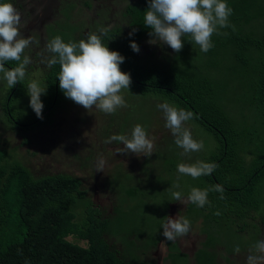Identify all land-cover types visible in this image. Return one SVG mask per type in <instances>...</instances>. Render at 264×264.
Returning a JSON list of instances; mask_svg holds the SVG:
<instances>
[{
  "label": "trees",
  "instance_id": "16d2710c",
  "mask_svg": "<svg viewBox=\"0 0 264 264\" xmlns=\"http://www.w3.org/2000/svg\"><path fill=\"white\" fill-rule=\"evenodd\" d=\"M11 1L0 0V3ZM120 1L122 0H112L117 7V13L124 19V24L120 23L119 26L111 28L105 26L102 30L107 31L101 38L110 51H116L125 58L120 70L130 74L131 84L129 90L121 91L126 90L125 93H128L130 98L141 99L138 105H141L140 109L158 111V104L167 103L178 110L191 111L194 114L193 119L185 122L184 127L189 126L193 130V126L199 125L212 133L219 142L213 154L202 161L214 163L217 167L210 175L200 177L204 181L200 187L201 190H206L219 185L223 192L210 190L207 196L209 203L203 208H209L210 202H213L215 206L221 207L218 216H228L231 213L230 207L240 205L243 207L240 217H251V211L257 213L262 207L257 193L260 192V181L264 180V147H259L252 153L255 163L246 166L244 159L240 157L241 151H237L240 146L238 131L220 106L218 79L223 75L221 64L224 66L229 59L248 65L252 58H256L258 80L252 88L256 93V105L261 108L264 116V0H225L232 14L228 18L229 26L218 28V32L212 35L214 46L207 53H203L191 37L186 35L182 37L184 49L179 53L173 51V54L164 53L168 48L164 49L160 42L155 45L148 42L152 39L149 36L151 29L144 25V16L149 0H127L128 4L124 10L120 9L123 7L119 5ZM124 26H129L130 33H133V29L135 32L131 36L130 33L122 34L119 27ZM95 34L101 35V32ZM88 35L81 32L75 41H69L67 36L62 40L65 43H78L80 40H86ZM131 42L139 46V53L131 49ZM191 46H195L206 60L196 67L189 56ZM38 47L42 48V53L46 51V45H38L35 49ZM47 53L48 56L53 55L48 51ZM37 56L38 54H33V58ZM40 61L42 59L37 58L36 65L39 67L40 64L39 68L48 85V99H41L44 106L42 119L36 116L25 123L20 120L19 111L12 110V101L21 96L20 88L24 85L21 81L18 82L17 88L15 85L8 92L9 97L14 92L11 101L8 99L2 102L1 107L6 114L7 123L0 122V264H146L148 260L144 256L147 255L149 247L142 249V244L139 245L140 238L134 235L136 230L141 231L144 227V219L140 218L136 208L140 195L137 188H132L136 184L140 187L146 175L132 177L137 179V183H130L128 190L124 184L121 186V191L127 192L126 199L129 201L125 205L129 208L118 204V197L114 203V211L110 212L109 207L103 206L100 201L93 202L88 197L90 189L85 187V181L80 176L61 173L36 176L25 160L18 158L17 149L8 151L2 148V136L6 130L18 132L24 138L22 146L30 144L31 140L26 137L29 136L27 134L46 125L48 120L52 121L54 110L65 99L59 87L60 65H43ZM10 62L14 63L15 67L18 66L17 62ZM7 63L5 62L6 65ZM148 97H152L150 100L157 99V103L147 104ZM138 107L126 111L127 116L123 120L119 111L111 114L110 123L102 132V149H99L106 163L114 164L112 160L123 155L116 153V149L119 146L124 147L116 142H104L108 139L107 134L111 133L110 127L114 128L116 124L120 126L115 135H131L137 124L144 129L146 126L148 128V122L136 115ZM28 110L33 112L30 106ZM167 130L166 128L165 131ZM146 132L151 134V131ZM172 139L170 131L155 138V146H165L169 150L166 157L160 154L163 173H167L168 168L175 170L173 165L179 163L182 158L186 159L180 151H174ZM86 158L87 162L91 160ZM143 159H140V162ZM144 161L147 162L146 166H152L149 157ZM95 173L97 178L101 174L97 171ZM116 180L119 181V177L112 175L108 182L113 185ZM98 181L103 182L101 179ZM112 187V191L117 188ZM165 222L164 220L159 223L161 232ZM257 223L262 226L263 234L254 237L262 239L264 222ZM247 226L248 222L243 224L242 228ZM70 237L86 242L87 246L70 241ZM128 237L130 243L126 247L120 239ZM138 245L139 247H136Z\"/></svg>",
  "mask_w": 264,
  "mask_h": 264
},
{
  "label": "rangeland",
  "instance_id": "374dc122",
  "mask_svg": "<svg viewBox=\"0 0 264 264\" xmlns=\"http://www.w3.org/2000/svg\"><path fill=\"white\" fill-rule=\"evenodd\" d=\"M79 1L83 2L82 6L85 7L84 1L87 0ZM74 9H76L77 15L73 16L72 12ZM120 9L124 10V7H121ZM85 10L87 9L85 8ZM82 13L83 11L79 10L75 4L63 9L61 11L62 17H58L54 23L48 24L47 36L50 41L56 36H60L61 39H65L64 37L67 36L70 38L69 41H75L78 36V31L83 26L84 20L77 18L82 16ZM66 14L67 17L64 19L63 15ZM108 21L119 22V18L117 14L114 13L112 17L108 18ZM21 25L25 27L23 22ZM97 25L98 22L94 23L93 26ZM64 27L67 29H63ZM20 30L21 36L29 38L28 36H24L22 27ZM32 37V43L23 53V56H28L30 58L31 63L26 66V76L24 80H22L24 85L20 88L21 96L12 101V110L14 112L19 111V118L25 123L30 122L32 118L36 117L34 111L30 112L28 110V106H30V97L27 93L28 84L32 81H36L41 88H46V92L41 95L40 99H48V85L43 78V72L39 68L41 66L38 64L39 67H35L37 58L40 60L42 59L40 62L43 65H48L47 62L50 57L48 56L47 49L44 51L45 55L42 53V48L38 47L35 52L38 56L33 58L31 48L39 45L40 41L36 42L39 40L38 35H33ZM160 44L163 45L164 49L168 48V51H164V53L173 54V50L170 47L162 42H160ZM43 45L45 44L43 43ZM184 47L185 46H183L182 49H184ZM189 56L195 67L206 61L204 55L196 49L195 46L190 47ZM7 64L12 68L15 67L14 63L10 61H8ZM8 65L5 67L6 69H8ZM27 67L30 68L29 74ZM221 68L223 69V75L218 79V81H220L218 91L220 106L224 110V115L233 121L239 136L238 142L240 146L237 148V151H241L240 157L244 159L245 165L250 166L252 162L255 163L254 155L252 153L256 152L259 147H264V116L261 108L256 105V93L254 88H252V85L254 86L258 80L256 75L258 61L256 58H252L250 63L245 65L244 63L240 64L231 58L226 64H224V66L221 64ZM11 89L12 88H9L6 81L3 79V73H0V122L3 123H7V121H5L6 114L1 108L2 102L8 99L11 101V95L14 93L12 92L9 97L8 92ZM125 92L126 90L121 91V95L126 101L127 107L116 110L120 112L119 114L122 116V120L127 116V114L125 115L126 111H130L135 106L138 107L139 102L141 101V99L138 100V98H130V95ZM62 95L65 96L63 92ZM150 98L152 97H148L149 100H147L146 103L155 105L157 99L153 98V100H150ZM66 99L67 98L65 97V99L54 110L51 117L52 121L48 120L46 125L35 130L33 133L27 134L29 136L26 137L31 140L30 144L22 146L24 138H22V136L16 131L12 132L6 130L5 135L2 136V148H6L8 151L17 149L19 154L18 158H23L36 176L60 173L80 176V178H83L85 181V187L90 189L88 197L93 202H99L98 200H100V202L106 207H109L110 204H114L119 197L118 204H122L128 209L129 206L127 207L125 205L126 202L129 201L126 199L127 192H122L121 188H116V192L112 191L114 187L110 184H106L104 190L108 188V191L112 192L105 193L101 191V193H99L100 195L97 196L99 198H95L96 196L93 191H98L100 185L103 184V182H99L98 179H108L114 175V173H120L121 176H119V181L116 180V184H124L126 190H128L130 183H137V179L134 180L132 177H135V175L138 177L141 172L147 173L142 184H139L140 187H138L137 184L132 187L135 190L136 188L138 189L140 196L136 208L140 218L144 219V227L141 231L136 230L134 235L135 237L140 238L139 245L140 243L142 244V249H147L150 246L153 247L164 238L162 235L163 231H160L161 228L159 227V223L164 221L168 206L172 204L171 207L183 208V206L186 205L182 204L181 201L175 200L172 193L180 192L182 199L186 200L193 188L201 190L200 185L201 183H204L203 178L199 177L193 179L190 176L179 174L177 170L178 164H194L197 161L202 162L203 159H206L213 154L216 146L219 144L217 138L199 125L197 127L193 126V130L187 126L186 128L190 130L192 138L197 142L202 141L204 147L198 152H192L185 155L187 160L182 158L179 163L173 165L176 167L175 170L168 168L167 173L162 172L161 169H163V162H161L162 158L160 157V154L165 155L166 157L169 150H167L165 146H154L153 154L149 157L152 166H146L147 162L144 160L148 159V157L143 159L142 155L138 157L132 153L123 154L112 160V163L114 164L106 163L103 172H100L101 174L97 178L95 171H97L98 159L101 158L103 154L99 151V149H102L101 144H103L101 142L103 141L102 132L104 129H107V126L110 123L109 118L111 117V114H105L95 109L88 111L70 99L65 101ZM140 106L138 107L139 109H137L136 115L143 121L148 122V128L146 126L145 131H151V134H148L149 138H159L163 133L169 131H165L166 121L162 111L159 109L158 111L155 109H140ZM119 127L118 124H116L114 128L110 127L111 133L109 132V134H107L108 138L117 133ZM0 133H2L1 127ZM25 135L26 134H24V137ZM126 136L130 137L131 135L126 133ZM172 138L174 151L177 153L180 151L182 153L183 149L177 147L174 143L173 136ZM117 146L118 145L115 143V147ZM86 157L91 158V160L87 162ZM140 159L143 160L139 163ZM176 185L179 186L176 187ZM100 190L102 189L100 188L98 192H100ZM259 191L260 192L257 194L262 202V207L257 213L249 211L251 217H240L243 211V207L240 205L230 207L231 213L228 216H226V214L218 216L217 213H219L221 207L215 206L213 202H210V206L209 208L207 207V209L195 206L192 203H187L189 204L190 209L187 207L180 210V218L187 219L190 222V229L193 228L185 238L186 244L191 240L196 244L201 236H205V240L201 243L200 252L207 249L210 245L211 248L214 249L213 253H197L196 258L191 261L186 255L178 252L179 248L175 241H168L172 247V254L165 260V263L221 264V258H226L228 255L235 254V261L238 257L242 260L246 259L247 255H244L243 253H247L248 248L250 250L249 252H251V249L254 250L255 244L257 241H260L254 236H258L260 233L263 234V229L261 230L262 226L257 222H264V180L259 183ZM124 198L126 201L123 200ZM195 207H197V209ZM170 214H172V216L175 215V213L172 212ZM246 222H248V226L242 228L243 224H246ZM140 223H143V221H140ZM252 224H254L253 228ZM68 239L72 242H78L82 246H87V243L84 241L76 240L73 237ZM120 240L126 245V247H128V244L130 243V241L128 242L129 237L121 238ZM139 245L136 247H139ZM237 246L240 248L239 253L234 251ZM203 255H205L206 258ZM144 257L148 260L145 262L146 264H155V260L151 257V253H147ZM198 258H201V260L199 261Z\"/></svg>",
  "mask_w": 264,
  "mask_h": 264
},
{
  "label": "clouds",
  "instance_id": "9594fccd",
  "mask_svg": "<svg viewBox=\"0 0 264 264\" xmlns=\"http://www.w3.org/2000/svg\"><path fill=\"white\" fill-rule=\"evenodd\" d=\"M231 14L232 10L225 0H149L144 25L151 29L149 36L152 39L148 41L150 44L162 42L179 53L184 46L182 37L187 35L199 46L201 52L207 53L214 46L212 35L218 32V28L229 26L228 18ZM20 28L21 16L13 4L0 3V73H3V79L9 88L24 80L26 66L31 63L30 58L23 56V53L32 43V39L21 36ZM106 31L102 30L101 35L90 33L86 40L78 43H65L60 36H56L46 45L47 51L53 54L47 63L49 66L60 65L59 87L66 98L88 111L95 109L105 114H113L117 109L127 107L120 92L122 89L129 90L131 78L130 74L120 70L125 58L116 51H110L102 43L101 37ZM130 47L139 53V46L135 42H131ZM8 61L17 62L18 66L6 69L4 64ZM45 92L46 88H41L36 81L28 84L30 107L37 118L41 119L44 106L40 97ZM157 108L163 113L165 128L174 137L175 145L183 149L181 155L203 149V142L195 141L190 130L184 127L185 122L193 119L194 114L191 111L178 110L167 103L158 104ZM104 142L124 145L123 148L118 147L116 153L150 157L153 154L155 137L149 138L145 129L137 124L130 137L114 134ZM105 164L106 161L99 158L97 172H103ZM216 167L214 163L197 161L194 164L180 163L177 170L179 174L196 179L210 175ZM210 190L223 192L222 187L216 185L206 190L193 188L186 200L182 199L180 192H173L172 196L182 204L192 203L203 208L209 203L207 196ZM220 198L223 199V196ZM162 228L164 239L175 241L177 237L188 234L190 222L179 216L175 219L167 217ZM234 251L239 253V246ZM246 264H264V240L257 241L254 250L246 257Z\"/></svg>",
  "mask_w": 264,
  "mask_h": 264
},
{
  "label": "flooded vegetation",
  "instance_id": "af4514ba",
  "mask_svg": "<svg viewBox=\"0 0 264 264\" xmlns=\"http://www.w3.org/2000/svg\"><path fill=\"white\" fill-rule=\"evenodd\" d=\"M110 1V2H109ZM85 2V7H83V2H80L79 0H12L11 3L13 4L14 8L17 10V12L21 16V24L22 22L25 24V27L21 25L23 34L24 36L31 37L33 38V35H38L39 40H35L36 42L40 41L39 45H47V43L50 41L49 37L47 36V29H48V24L54 23L58 17H62L61 11L65 9L66 7H70L73 4H75L79 10L83 11L82 16L77 17L81 20H84L82 28L78 31V33H84L85 35H88L90 33H96V32H102V28L105 26H109L110 28L122 23L124 24V19H122V16L117 13V7L112 2V0H87ZM120 6L127 7L128 1H120L118 2ZM85 8L87 10H85ZM85 10V11H84ZM71 11V10H70ZM68 13V12H67ZM117 14L119 18V22H113V21H108V18L112 17L113 14ZM72 15H77L76 9L73 10ZM67 17L66 15H63V18L65 19ZM108 21V22H107ZM98 22L97 26H93L94 23ZM21 29V28H20ZM63 29H66L64 27ZM120 32L122 34L130 33V28L129 26H124V28L119 27ZM21 31V30H20ZM34 43V42H33ZM44 45V46H45ZM36 46H33L31 48L32 55L35 54L36 52ZM50 59L52 56H49ZM5 67H7L6 64H4ZM9 68V67H8ZM37 68V65L36 67ZM10 69V68H9ZM27 71L29 74V67H27ZM22 82V81H21ZM18 86V83L16 84V88ZM126 161V160H124ZM140 163V161H139ZM141 176H145V173H139ZM113 176H121L119 173H114ZM109 178L107 180L103 179V184L100 185V188L105 193H111L112 191H108V188L104 190V186L106 184H110L108 182ZM118 181V180H117ZM111 185V184H110ZM123 185V184H122ZM119 183H115L112 186H116L117 188H121L119 186H122ZM99 186V185H98ZM99 188V189H100ZM98 189V191H99ZM113 190V189H112ZM97 190H94L93 193L95 194V198H99L100 192ZM100 201V200H98ZM102 204V202H100ZM103 205V204H102ZM104 206V205H103ZM171 205L168 206L167 211L164 216V220L166 221L167 217H171L173 219L177 218L178 216L180 217V210L184 208H189V204H186L183 206V208H174L171 207ZM115 208L114 204L109 205V211L113 212ZM197 209V207H195ZM190 209V208H189ZM175 213V215L172 216L170 213ZM201 216V215H200ZM193 228L189 230L191 232ZM188 232V233H189ZM186 236L183 237H177L175 240L179 250L178 252L183 253L184 255L187 256L189 260H193L196 258L197 253H213V248L209 245V247L205 250L201 249V243L205 240V236H201L197 243L195 244L192 240L186 244L185 238ZM259 239L260 241L263 240ZM249 248L247 250V253H243L244 255H249ZM251 251H253L251 249ZM147 253H151V257L155 260V264H166L165 260L169 258V256L172 254V247L166 241L164 238L162 241H159L156 245L153 247L150 246L148 250L146 251ZM224 253V252H221ZM228 253V252H227ZM205 258L206 256L203 255ZM236 254L235 255H228V257L221 258V264H246V259L242 260L238 257V259L235 261ZM199 261L201 258H198ZM218 262V261H217ZM193 263V262H192Z\"/></svg>",
  "mask_w": 264,
  "mask_h": 264
}]
</instances>
